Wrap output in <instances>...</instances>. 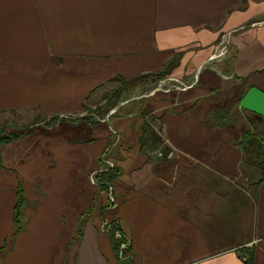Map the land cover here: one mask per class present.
Returning <instances> with one entry per match:
<instances>
[{"label": "crops", "instance_id": "1", "mask_svg": "<svg viewBox=\"0 0 264 264\" xmlns=\"http://www.w3.org/2000/svg\"><path fill=\"white\" fill-rule=\"evenodd\" d=\"M139 78L142 93L97 110ZM250 87L264 92V0H0V125L51 122L0 146V264H264V172L238 145L264 136L239 107ZM164 139L173 157L149 158ZM103 154L114 210L91 178Z\"/></svg>", "mask_w": 264, "mask_h": 264}, {"label": "rangeland", "instance_id": "2", "mask_svg": "<svg viewBox=\"0 0 264 264\" xmlns=\"http://www.w3.org/2000/svg\"><path fill=\"white\" fill-rule=\"evenodd\" d=\"M230 34H231V32H228V33H226V34H222L221 36H220V38H219V40H218V42L216 43L217 45L215 46V49H214V52L210 55V57H209V60L210 61H218V60H221V59H223V57H225V56H227V53H228V50H227V48H225L224 50H222L221 51V49L222 48H224V46H225V44H226V42H228L229 43V41H230ZM224 45V46H223ZM222 47V48H221ZM220 49V50H219ZM158 78V77H157ZM156 78V79H157ZM156 79H152V81L154 82V84H155V88L157 89V87L159 86V84H160V80H158V81H156L155 82V80ZM170 79H173V78H168V79H166V80H161V82H163V86H161L162 88L161 89H163V90H167V89H171V88H174V87H177V88H182V86L181 85H177V83L175 82V81H170ZM144 81H143V79L142 78H139V79H137L136 81H135V85H130L129 86V88L130 89H127L128 88V86L127 85H125V87L124 88H126V91H125V93L126 94H120V95H116V96H109V95H112V93H109V94H107V96L105 97V100L106 101H113V100H124V98H126V97H128V96H130L129 94H131V96H136V94L138 95L139 93H142L143 91H144V89L142 88L143 87V83ZM127 86V87H126ZM141 86V87H140ZM137 87H140V88H138L137 89ZM251 88V87H250ZM256 88V87H255ZM160 89V90H161ZM258 89V88H257ZM179 90V89H178ZM117 92V91H116ZM116 92H114V93H116ZM117 97V98H116ZM122 98V99H121ZM105 101V102H106ZM241 109V108H240ZM251 113V112H250ZM254 114V113H253ZM259 116V115H258ZM55 118V117H54ZM65 118V120H68V119H70V117H64ZM64 118H59L58 117V119L59 120H64ZM262 118H264V117H262ZM43 119H44V122H42V119H41V116H35V117H33V115L30 117L27 113H24L22 116H15V117H9L8 118V121H7V123L4 125V124H1L0 125V129L2 130V131H4L3 133H5V134H17V135H22L23 133H26V132H29L32 128H34L35 126H37V125H42V126H47L48 124H50L51 122L50 121H45V120H48V118L46 119L45 117H43ZM35 120H37V121H39V123H35L36 121ZM5 123V122H4ZM260 134V133H259ZM162 155H166V156H172L173 157V155H174V151H173V149L169 146V143H167V140L166 139H164V140H162V142L159 144V146L157 147V149H155L154 151H152L150 154H149V158H151V157H154V158H158V159H160L159 157H161ZM100 161H102L103 162V164H104V168H101L95 175H93L91 178H92V180H93V182L97 185V187L98 188H100V189H102L103 188V186H104V188H105V190H106V193H108V194H110L109 193V191H113L114 190V188H113V182L116 180V178L113 180V181H111V182H108L107 183V181L105 182V181H100L99 180V177H100V175L101 174H103V173H107L108 171H110V170H112V169H114L115 170V168H114V164L111 162V161H109L107 158H106V156H104V154L100 157ZM107 184H108V188H107ZM110 185H112V187H110ZM103 188V189H104ZM114 194H115V192H114ZM113 194V196H114V198H115V195ZM117 207H118V205H117ZM102 220H101V222H100V224H99V227H100V229H99V232L100 233H102V234H106V235H109V237H111V240L112 241H114V243H116L117 245H115V248L117 249V250H119L120 249V245H119V242H121L120 241V239H118V238H120V237H115V234H114V232H115V230L114 229H110V230H108V231H106V232H102L101 231V227H102V225H101V223H102V221L103 220H105L104 218H101ZM114 227V226H113ZM18 228V227H17ZM121 234V233H120ZM123 235V234H122ZM124 236V235H123ZM113 237V238H112ZM128 240H129V243H130V246H131V239L126 235L125 236ZM75 239H76V237H74V239H73V241H75ZM123 240V239H122Z\"/></svg>", "mask_w": 264, "mask_h": 264}, {"label": "trees", "instance_id": "3", "mask_svg": "<svg viewBox=\"0 0 264 264\" xmlns=\"http://www.w3.org/2000/svg\"><path fill=\"white\" fill-rule=\"evenodd\" d=\"M160 78L161 77L157 78L155 80V82L158 80H161ZM114 92H116V93H114ZM118 92H119L118 90H114L111 92L112 95H109V96H116L118 94ZM113 107H114L113 103H111L110 101H106V102L101 103L97 107V110L98 111L104 110V111L108 112V111H111ZM90 119H89V123L93 124L94 121L92 119L91 120ZM37 123H39V122H37ZM3 132L4 131H2L0 129V146L3 144H8V143L16 140L17 138H19L21 136V135H17V134H5ZM28 133L29 132H26V133H23L22 135H25ZM238 145H239L241 152H242V161H243L244 165L247 166L249 169L255 170L256 172H259V173L264 172V136L262 134L257 133V132H251V131L247 130L241 135V139H240ZM116 177H117L116 170L112 169V170L108 171L107 173L101 174L99 177V180L105 181V182L107 181V183H108V182L113 181ZM110 187H112V185H110ZM103 188H104V186H103ZM107 188H108V184H107ZM17 193H18V198H17V203H16V209H15V215H16L15 216V222L18 219V212H19V208H20V204H21L20 191L18 190ZM113 194L114 193L112 191V196H113ZM113 198H114V196H113ZM111 204H112L111 202L106 200L105 204H104V209L106 208L108 210H112ZM111 228L114 229L115 231L119 230L115 221L111 222ZM117 254H118V250H117ZM128 261H131V260H128Z\"/></svg>", "mask_w": 264, "mask_h": 264}, {"label": "water", "instance_id": "4", "mask_svg": "<svg viewBox=\"0 0 264 264\" xmlns=\"http://www.w3.org/2000/svg\"><path fill=\"white\" fill-rule=\"evenodd\" d=\"M242 110L264 117V92L255 88H249L239 102Z\"/></svg>", "mask_w": 264, "mask_h": 264}, {"label": "built area", "instance_id": "5", "mask_svg": "<svg viewBox=\"0 0 264 264\" xmlns=\"http://www.w3.org/2000/svg\"><path fill=\"white\" fill-rule=\"evenodd\" d=\"M228 43V42H227ZM227 45V44H226ZM226 45L224 46V48H222L221 49V51L222 50H224L225 48H226ZM220 50V49H219ZM111 207L112 208H115L116 207V204H111ZM101 225H102V227H101V231L103 232H106V231H108V230H110L111 229V227H110V224H109V222H107L106 220H103L102 221V223H101ZM114 234H115V237H120V238H118V239H120V241L121 242H119V247H120V249H119V256L122 258V260L123 261H125V260H127L128 258H131L130 256H128V250H129V248L131 247L130 246V243H129V240L125 237V236H123L122 234H120L119 232H117V231H115L114 232ZM123 239V240H122Z\"/></svg>", "mask_w": 264, "mask_h": 264}, {"label": "bare ground", "instance_id": "6", "mask_svg": "<svg viewBox=\"0 0 264 264\" xmlns=\"http://www.w3.org/2000/svg\"><path fill=\"white\" fill-rule=\"evenodd\" d=\"M170 81H175V82L177 83V80H175V79H170ZM162 84H163V82L160 81V84H159V86L157 87V89H161V88H162L161 86L164 85V84H163V85H162ZM177 84H178V83H177ZM174 88H176V89H182V90L185 89L184 86H182V88H180V87H179V88L174 87ZM167 90H168V89H167ZM244 95H245V94H244ZM244 95H243V96H244ZM168 157H170V156H168ZM109 193H110V194H108V201L111 202L112 204H113V203L116 204V207H115V208H112V207H111V209L114 210V209L117 208V202L115 201V199H114L113 196H112V191H109ZM105 220H106L107 222H109L107 219H105ZM109 224H110V227H111V223H110V222H109ZM116 231L119 232V233H121L119 230H116ZM121 234H122V233H121ZM124 236H125V235H124ZM127 254H128V256L131 257V258H128L127 260H132L133 257L131 256V254H130L129 252H128ZM118 257H119L120 260H122V258L119 256V250H118Z\"/></svg>", "mask_w": 264, "mask_h": 264}]
</instances>
